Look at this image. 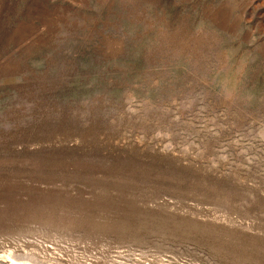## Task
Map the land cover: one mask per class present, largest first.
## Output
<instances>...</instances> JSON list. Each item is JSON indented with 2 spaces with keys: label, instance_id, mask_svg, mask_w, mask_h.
<instances>
[{
  "label": "rangeland",
  "instance_id": "374dc122",
  "mask_svg": "<svg viewBox=\"0 0 264 264\" xmlns=\"http://www.w3.org/2000/svg\"><path fill=\"white\" fill-rule=\"evenodd\" d=\"M11 261L264 264V0H0Z\"/></svg>",
  "mask_w": 264,
  "mask_h": 264
},
{
  "label": "bare ground",
  "instance_id": "6f19581e",
  "mask_svg": "<svg viewBox=\"0 0 264 264\" xmlns=\"http://www.w3.org/2000/svg\"><path fill=\"white\" fill-rule=\"evenodd\" d=\"M15 262V261H14ZM11 264H12V261H11ZM14 264H20V263H14Z\"/></svg>",
  "mask_w": 264,
  "mask_h": 264
}]
</instances>
